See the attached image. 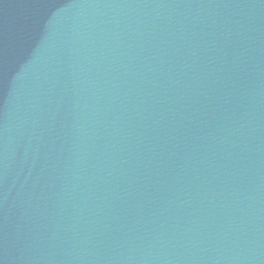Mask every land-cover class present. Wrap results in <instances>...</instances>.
<instances>
[{
	"label": "water",
	"instance_id": "1",
	"mask_svg": "<svg viewBox=\"0 0 264 264\" xmlns=\"http://www.w3.org/2000/svg\"><path fill=\"white\" fill-rule=\"evenodd\" d=\"M0 264H264V0H0Z\"/></svg>",
	"mask_w": 264,
	"mask_h": 264
}]
</instances>
